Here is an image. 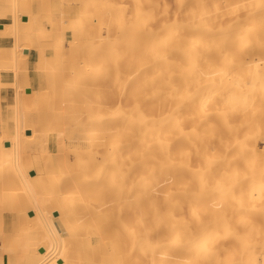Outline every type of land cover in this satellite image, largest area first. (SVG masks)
<instances>
[{
    "label": "bare ground",
    "instance_id": "obj_1",
    "mask_svg": "<svg viewBox=\"0 0 264 264\" xmlns=\"http://www.w3.org/2000/svg\"><path fill=\"white\" fill-rule=\"evenodd\" d=\"M0 59V264H264V0H0Z\"/></svg>",
    "mask_w": 264,
    "mask_h": 264
},
{
    "label": "rangeland",
    "instance_id": "obj_2",
    "mask_svg": "<svg viewBox=\"0 0 264 264\" xmlns=\"http://www.w3.org/2000/svg\"><path fill=\"white\" fill-rule=\"evenodd\" d=\"M73 15H71V17H72ZM2 64H4V60H1L0 59V68L3 66ZM32 69V68H31ZM34 73L35 72V68H33L32 69V71H31V73ZM33 89L34 90H37V85H33ZM25 92H27V89L25 90ZM3 96L6 98V97H8L9 98V96L8 95H6L5 93H3ZM26 133V132H25ZM1 136V135H0ZM5 144V143H4ZM30 174V173H29ZM2 213H5V214H8L9 212L8 211H3ZM28 215H30V213H28ZM1 216V215H0ZM0 221H1V219H0ZM5 225H6V223H4L3 225H1V222H0V230H1V228L3 227H5ZM40 250L41 249H38V252H40ZM5 258H7V256L5 257Z\"/></svg>",
    "mask_w": 264,
    "mask_h": 264
},
{
    "label": "water",
    "instance_id": "obj_3",
    "mask_svg": "<svg viewBox=\"0 0 264 264\" xmlns=\"http://www.w3.org/2000/svg\"><path fill=\"white\" fill-rule=\"evenodd\" d=\"M27 53V52H26ZM27 92H29V91H27ZM33 173H31V175H32ZM30 215H32V213H30ZM54 215H57L56 213L54 214ZM40 252H42V249L40 250Z\"/></svg>",
    "mask_w": 264,
    "mask_h": 264
}]
</instances>
